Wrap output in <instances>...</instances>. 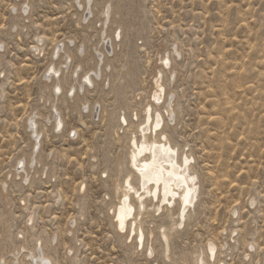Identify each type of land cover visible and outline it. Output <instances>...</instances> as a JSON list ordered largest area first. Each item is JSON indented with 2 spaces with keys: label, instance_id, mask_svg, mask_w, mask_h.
I'll use <instances>...</instances> for the list:
<instances>
[{
  "label": "rangeland",
  "instance_id": "obj_1",
  "mask_svg": "<svg viewBox=\"0 0 264 264\" xmlns=\"http://www.w3.org/2000/svg\"><path fill=\"white\" fill-rule=\"evenodd\" d=\"M77 1L0 0V248L4 181L11 183L9 171L29 142L25 120L34 110L49 113L50 102L45 101L50 93L42 76L48 75L52 51L56 47L55 57L67 42L71 72L80 66L88 70L92 63L103 7H95L94 18L82 22ZM26 2L28 16L19 12ZM138 2L146 35L134 50L128 40L121 41L109 57L111 80L96 81L85 94L91 102L102 98L100 118L91 113L80 118L60 95L63 134L40 124L39 168L48 170L23 186L16 177V185L7 189L13 201V254L22 241L26 251H20L19 261L28 264L25 254L44 237L46 252L57 264H195L199 257L207 264H264V0ZM175 47L180 56L174 54ZM167 52L171 65L163 68ZM131 62L140 72L124 101L128 121L132 124L138 114L135 125L140 124L155 74L162 71L176 113L173 124L165 122L163 133L180 156L192 154L195 159L198 199L185 225L171 237L169 258L163 254L161 235L177 219L176 206L158 214L148 204L140 219L146 238L141 249L128 239L129 232L120 234L115 226L120 196L112 188L119 170L123 168V176L128 172L130 139L126 129L118 131L122 105L116 88ZM71 129L74 137L68 136ZM82 184L86 188L80 194ZM210 244L216 247L213 261ZM149 246L152 258L147 256ZM0 259V264L10 260Z\"/></svg>",
  "mask_w": 264,
  "mask_h": 264
},
{
  "label": "bare ground",
  "instance_id": "obj_2",
  "mask_svg": "<svg viewBox=\"0 0 264 264\" xmlns=\"http://www.w3.org/2000/svg\"><path fill=\"white\" fill-rule=\"evenodd\" d=\"M24 6L26 7L20 8L19 12L22 15L28 16L30 4L26 2ZM76 6H78V10L81 12L82 22H88L91 19L94 15L95 7H103L98 39L92 45V63L89 65L88 70H84L86 71L85 75L83 74L84 71L81 70L82 66H80L81 69L78 68L75 72H71L72 64L70 59L72 58L70 53H68L69 51H66L67 42L63 44L64 47L61 53L55 57H53V52L56 47L52 51L50 64L45 70V72L48 70V75L44 77V73L42 76V79L46 81L44 83L48 86L46 88L50 93L45 101L50 102L49 113L42 115L38 110H34L29 114L30 116L27 120H25L29 133V142L27 147L25 146L26 148H23L24 150L16 158V164L12 171H9L12 176L11 183L9 182L10 179L6 178L4 188L2 189L1 196L6 208V217L3 221L4 233L0 257L4 260L10 258L8 260L9 264H21L19 257L22 256V252L20 251L25 252L26 250L24 243L21 241V245L18 243V246L15 248L16 253L13 254L14 251L9 241L13 226L11 217L13 201L8 195L7 189H9L10 184L12 186L16 185V182L13 181L16 177L20 178L19 185L23 186V183L26 182L28 184L29 180H38L48 170L47 166L39 168L42 160L40 147L42 145L41 139L43 134L40 130V124H48L50 129L55 134H58V136L63 134L65 121L58 106L60 95L62 100H67V103L70 101L72 110L79 113L80 118L84 113H91L94 119L96 117L100 118L99 114L103 107L102 98L91 102L85 99L86 92L90 88L95 87L98 80H111V62L109 57L114 54L115 50L121 47V41L128 40L130 48L134 50L136 48L135 42L147 33V27L144 25V20L139 14L141 7L138 0H101L100 3H96V0H78ZM41 41L38 39V44ZM69 44H72V42L69 41ZM33 48L36 52L40 51L38 46ZM176 48H174V54L180 56ZM82 53L80 52V54ZM161 60L163 68H170L171 61L168 52L166 53V58ZM139 72V65L136 62H131L122 77L123 82L116 88L118 101L122 105L117 117L118 131L123 133L126 129L127 133H130V139L127 155L128 172L123 176V168L120 169L119 177L112 188L114 194L120 196L119 204L114 209V220L118 233L126 234L129 232L128 239L135 240L137 249H141L145 246L146 238L144 225L140 219L147 210L148 204L158 214L168 207L176 206L175 215L177 219L173 220L168 231H164L161 235L163 254L165 258H169L171 237L174 232L185 225L189 213L194 211L199 194L198 177L194 171L193 165L195 159L192 154L183 153L180 156L178 149L172 146L167 135L163 133L165 122L173 124L176 120V113L172 106L174 104V94L169 93L167 95L163 84L162 71H158L155 74L148 103L141 111L140 124L135 125L139 121L136 112H134L136 115L132 116L134 117V120L131 121L132 124L128 121L124 101L127 99L128 89L136 84ZM171 75L172 72L169 73L170 78L172 77ZM108 86L110 84L106 82V88ZM167 96L168 98L170 96V99L166 100ZM163 105H166V107L162 113L160 110ZM115 114L111 115L112 118L115 117ZM72 131L73 129L69 130V137ZM119 167L121 168V164H119ZM7 175L10 178V174ZM84 188H86V185L82 184V188L79 189L80 194L85 191ZM250 205L254 206L255 201H252ZM234 215L236 216V212H234ZM172 217L173 215L170 213V218ZM29 221L32 225L34 219L30 217ZM75 223L77 222L75 221L71 225ZM128 241L130 242V240ZM35 243L36 245L32 252L27 251L25 254V257L29 259L28 264H57L46 252L44 237L38 238ZM74 249H77V246H74ZM147 256L148 258L154 256L152 246L147 248ZM215 256L216 247L210 244L209 260L213 261ZM195 264L207 263L202 257H199Z\"/></svg>",
  "mask_w": 264,
  "mask_h": 264
},
{
  "label": "built area",
  "instance_id": "obj_3",
  "mask_svg": "<svg viewBox=\"0 0 264 264\" xmlns=\"http://www.w3.org/2000/svg\"><path fill=\"white\" fill-rule=\"evenodd\" d=\"M72 134H73V133H72ZM72 134H71V135H72ZM72 137H73V136H72Z\"/></svg>",
  "mask_w": 264,
  "mask_h": 264
}]
</instances>
